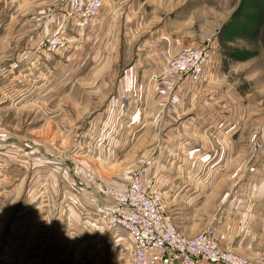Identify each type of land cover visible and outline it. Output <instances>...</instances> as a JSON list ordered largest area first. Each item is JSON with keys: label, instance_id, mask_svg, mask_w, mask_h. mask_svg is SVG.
<instances>
[{"label": "crops", "instance_id": "crops-1", "mask_svg": "<svg viewBox=\"0 0 264 264\" xmlns=\"http://www.w3.org/2000/svg\"><path fill=\"white\" fill-rule=\"evenodd\" d=\"M167 1L106 0L95 18L94 36L112 40L119 76L106 89L93 154L72 164L91 175L80 174L79 191L49 194L58 203L44 209L32 204L30 225L19 219L15 225L20 237L28 229V237L45 247L44 264H130L126 233L105 230L97 221V210L108 201L104 188L119 186V173L99 172L103 167L144 169L154 176V188L181 232L193 235L212 226L220 247L264 264L262 100L247 102L229 79L230 66L215 53L208 55L199 82L150 79L179 49L175 39L197 45L184 39L182 18L167 15ZM88 37L87 32L74 37L64 53L63 60L73 58L78 70L92 54L80 43ZM98 94L103 96L101 87ZM9 151L0 135V153ZM21 159L16 160L22 165ZM35 160L34 172L51 162ZM24 195L31 199L32 192Z\"/></svg>", "mask_w": 264, "mask_h": 264}, {"label": "rangeland", "instance_id": "rangeland-1", "mask_svg": "<svg viewBox=\"0 0 264 264\" xmlns=\"http://www.w3.org/2000/svg\"><path fill=\"white\" fill-rule=\"evenodd\" d=\"M69 4L0 0V135L11 149L0 153V264H44L40 260L45 247L28 237V229L25 239L20 237L17 219L30 225L32 204L44 209L48 202L58 203L57 196L52 200L49 194L79 191L80 174L90 177L89 169L88 174L84 169L80 173L72 164L93 154V132L106 109V89L119 76L112 40L94 36L95 19L83 31L75 30L64 15ZM167 15L182 18L184 39L197 45L207 42L209 56L218 54L223 65L230 66L236 90L247 94V102L261 99L264 109V0H168ZM83 32L90 38L80 43L92 54L78 70L73 58L63 59L74 37ZM55 33L63 37L64 46L52 52L47 40ZM36 157L51 162L34 172ZM18 158H28L29 163L21 165ZM133 169L103 167L99 172L117 171L121 187ZM28 192L31 199L23 196Z\"/></svg>", "mask_w": 264, "mask_h": 264}, {"label": "built area", "instance_id": "built-area-1", "mask_svg": "<svg viewBox=\"0 0 264 264\" xmlns=\"http://www.w3.org/2000/svg\"><path fill=\"white\" fill-rule=\"evenodd\" d=\"M104 0H70L65 18L77 31H83L101 12ZM47 49L64 46L59 33L51 35ZM173 57L150 75L152 80L174 76L179 81L199 82L205 72L209 44H182ZM21 163H29L22 158ZM125 186L107 185V202L97 210V221L105 230H122L129 239L130 264H251L250 260L219 246L214 229L208 226L193 234L181 232L164 199L154 188L155 179L142 168L128 170ZM122 241L119 240V243Z\"/></svg>", "mask_w": 264, "mask_h": 264}]
</instances>
